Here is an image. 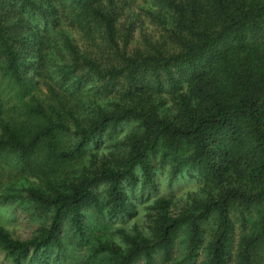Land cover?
I'll list each match as a JSON object with an SVG mask.
<instances>
[{
	"label": "trees",
	"instance_id": "16d2710c",
	"mask_svg": "<svg viewBox=\"0 0 264 264\" xmlns=\"http://www.w3.org/2000/svg\"><path fill=\"white\" fill-rule=\"evenodd\" d=\"M0 82V160L44 217L30 240L0 227L13 264L114 237L132 185L150 232L99 236L100 264H264V0H0ZM187 166L204 197L174 213L156 178Z\"/></svg>",
	"mask_w": 264,
	"mask_h": 264
},
{
	"label": "rangeland",
	"instance_id": "374dc122",
	"mask_svg": "<svg viewBox=\"0 0 264 264\" xmlns=\"http://www.w3.org/2000/svg\"><path fill=\"white\" fill-rule=\"evenodd\" d=\"M38 80L39 86L35 89V93L39 96L45 95V86L41 83V80H49L46 77L38 78ZM13 92L6 82H0L1 97L9 102L7 104L9 107L14 105ZM9 115L14 116V112L10 110L8 112ZM4 119H6V116ZM125 125L124 131L132 127L133 123L126 122ZM101 149L104 148L101 147ZM170 177L167 170H161L156 178V184L158 195L172 198L174 213L184 210L194 197L201 196L198 199L204 197L201 191L206 184V180L197 169L187 166L173 178ZM35 183V178L28 173L21 172L15 166L14 159L10 156L0 160V227L13 239L30 240L40 236L38 229L44 223L43 215L35 207L26 203L23 197L19 198V195H25L23 189ZM144 190L147 192L145 188L138 190L134 185L127 189L131 199L134 198L133 196L142 195L143 197L138 202L135 201L137 204L135 206V209H137L136 216L132 218L119 217V219L114 220L113 230L116 232L113 233H117L114 237L109 236V234L106 235L108 232H98L95 227L91 228V230L88 227L85 236L80 239L74 237L75 233L65 234L62 249L58 251L56 256L50 253V256L46 257L48 253L44 251L40 256H32L31 261H24V264H100L105 254L100 251H94L100 239H111L115 244L123 247L122 235L132 234L135 225L143 232H150L153 213L150 209L145 210V208L153 198L147 197ZM121 229L125 232H120ZM0 264H13L12 260L6 256L1 248Z\"/></svg>",
	"mask_w": 264,
	"mask_h": 264
}]
</instances>
